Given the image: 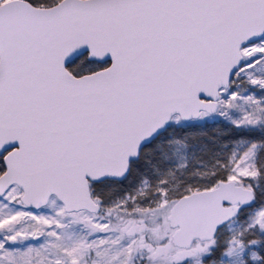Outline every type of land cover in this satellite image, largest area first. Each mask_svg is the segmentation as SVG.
Returning <instances> with one entry per match:
<instances>
[{
    "label": "snow or ice",
    "instance_id": "obj_1",
    "mask_svg": "<svg viewBox=\"0 0 264 264\" xmlns=\"http://www.w3.org/2000/svg\"><path fill=\"white\" fill-rule=\"evenodd\" d=\"M0 264H264V0H0Z\"/></svg>",
    "mask_w": 264,
    "mask_h": 264
}]
</instances>
